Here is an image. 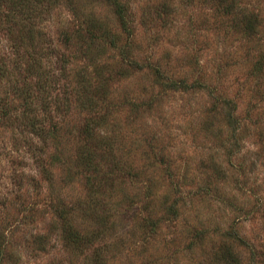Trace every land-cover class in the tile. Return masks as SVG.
Instances as JSON below:
<instances>
[{
	"label": "rangeland",
	"instance_id": "374dc122",
	"mask_svg": "<svg viewBox=\"0 0 264 264\" xmlns=\"http://www.w3.org/2000/svg\"><path fill=\"white\" fill-rule=\"evenodd\" d=\"M0 264H264V0H0Z\"/></svg>",
	"mask_w": 264,
	"mask_h": 264
},
{
	"label": "trees",
	"instance_id": "16d2710c",
	"mask_svg": "<svg viewBox=\"0 0 264 264\" xmlns=\"http://www.w3.org/2000/svg\"><path fill=\"white\" fill-rule=\"evenodd\" d=\"M34 124H36V121H35V123Z\"/></svg>",
	"mask_w": 264,
	"mask_h": 264
}]
</instances>
